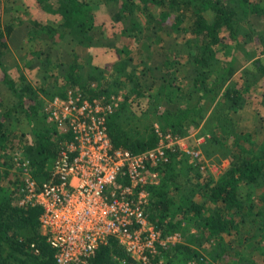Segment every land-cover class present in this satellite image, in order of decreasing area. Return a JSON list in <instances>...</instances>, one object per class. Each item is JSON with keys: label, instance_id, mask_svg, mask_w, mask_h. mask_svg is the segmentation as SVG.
Returning a JSON list of instances; mask_svg holds the SVG:
<instances>
[{"label": "trees", "instance_id": "obj_1", "mask_svg": "<svg viewBox=\"0 0 264 264\" xmlns=\"http://www.w3.org/2000/svg\"><path fill=\"white\" fill-rule=\"evenodd\" d=\"M102 4L113 9L110 22L113 21L120 29L119 41L113 48L120 61L115 63L113 71L112 94L101 87L91 92L97 98L104 93L121 98L118 108L107 115V129L114 145L138 153L156 144L154 127H144L141 131L137 125H132L135 115L128 109V103L142 96L148 101L142 108V116L153 114L164 131L178 136L189 135L201 120L206 119L209 111L212 120L209 137L200 145L202 155L213 162L214 154L229 160L221 173L202 177L203 172L186 153H180L178 149L171 153L170 161L162 167L164 182L149 187L151 201L148 214L164 233L191 222L196 232L189 233L188 240L162 250L158 257L166 254L163 264H175L180 260L189 264L193 258L197 264H206L208 258L211 264L230 262L233 258L230 256L231 243L225 239L236 238L244 243L253 236V229L255 233L264 232V138L254 143L253 133L238 129L234 118L250 96L255 109L264 108V62L243 45L246 38L239 37L240 22L248 19L249 14L264 19V0H34V6L43 10V18L47 20L34 21L35 29H40L44 35L34 34L29 39L26 67L30 72L41 58L37 69L42 70L40 79L30 73L32 81L27 80V73L20 72L14 76L2 60L6 47L4 39L12 32L14 24L11 16L2 12L0 0V80L16 98L14 108L0 110V166H4L0 171V264H54L52 250L40 229L41 209L19 204L24 177L15 167L13 155L16 153L11 155L13 158L7 157L6 153L8 149L22 151L20 156L29 162V170L35 180L40 183L48 178L45 166L50 150L59 148L71 136L59 133L51 124L44 105L55 95L64 96L68 89L52 92L48 99L42 101L41 93L49 94L48 87L43 85L36 89L32 82L50 84L46 74L52 64L50 48L44 47L50 43H61L66 48L64 71L70 81L80 83L83 66L76 63L79 56L75 47L89 43L87 33L93 28L96 8ZM203 12L210 13L211 19H206ZM171 15L173 28L187 30L185 44L182 45L185 51L183 61L174 58V62L177 71L187 77L189 87L187 90L181 83L173 87L169 83L163 97L158 98L155 92L159 86L155 83L150 82L140 90L141 82L136 80L139 77L138 66L129 65L132 61L130 53L142 54V49L134 43L139 30H144L147 36L156 34ZM186 20L189 24L184 26ZM259 39L264 42V33ZM227 48H231L230 54L221 60ZM247 62L249 65L245 66ZM120 74L129 81L127 84L115 80ZM91 80L99 78L92 75L84 88L89 87ZM161 100L177 104L174 108L163 107L159 103ZM15 111L21 112L29 127L32 126V141L25 139L24 132L14 128L20 117ZM260 120H264V116ZM256 134L264 135V129H259ZM191 144L194 146L192 140ZM179 164L182 171L175 176L174 169ZM13 165L14 173L9 170ZM192 171L196 179L188 193L182 194L183 204L178 206L173 196H169L170 190L172 192L176 188L172 186L173 181L176 179L177 190H181L180 180L187 183L186 176ZM185 186L188 187L187 184ZM32 243L34 247L30 246ZM112 247L124 264L132 262L133 259L111 238L98 248L91 264H107L106 257ZM249 254L244 246L239 247L234 254L236 264H250Z\"/></svg>", "mask_w": 264, "mask_h": 264}, {"label": "built area", "instance_id": "obj_2", "mask_svg": "<svg viewBox=\"0 0 264 264\" xmlns=\"http://www.w3.org/2000/svg\"><path fill=\"white\" fill-rule=\"evenodd\" d=\"M120 100L69 88L64 96L55 95L45 103L48 120L71 137L60 144L47 168L48 178L40 183L31 175L29 162L14 156L24 177L19 204L40 207V229L54 264H91L98 248L111 238L133 259L130 264H161L160 252L180 238L177 231L164 233L150 219L149 187L162 185V167L177 149L201 172L214 168L217 173L215 163L205 159L200 148L209 134L178 136L156 123L152 148L133 153L115 146L107 115ZM189 137L194 146L184 145Z\"/></svg>", "mask_w": 264, "mask_h": 264}, {"label": "rangeland", "instance_id": "obj_3", "mask_svg": "<svg viewBox=\"0 0 264 264\" xmlns=\"http://www.w3.org/2000/svg\"><path fill=\"white\" fill-rule=\"evenodd\" d=\"M2 2V12L9 14V17L11 16L12 22L14 24V29L10 33L9 36H7L4 40L6 42V47L4 49L2 60L4 63H6L9 66L10 72L16 76L20 72L21 73H27L26 77L27 80L32 81L31 74L36 75L39 79V73L42 70H38V66L40 64V60H37V65L33 67V69L29 72L30 69H28L26 66L27 59V53L30 49V37L32 38L35 34L36 36L44 35L43 31L40 29H35L34 27V21L44 19L46 21L47 19L43 18L44 13L42 9H38L34 6V0H1ZM113 12V9L106 5H100L96 8V17L94 19V25L90 32H88L89 36V43L82 44L81 46L75 47V52L79 56V60H76V63L81 64L83 66L82 71H80L81 79H79L80 83H73L69 80V76L67 73H65V65H66V58L64 51L66 48L60 43V45H53L52 43L45 45L44 49L50 48L49 53L51 55V66L50 69L47 71V80L50 81L49 85H46L43 82H32L36 89H39L41 86L45 85L46 88L49 91V94L41 93V100L44 101V99H48L50 97V93L52 92H59V91H66L69 88L82 90L87 95L93 97V92L91 90H97L99 87L105 88L107 93L111 92V90L114 88L113 83V77L114 69L116 67L115 63H118L120 61L119 55L115 53L114 47L119 41L120 37V29L116 26L113 21L110 22V16ZM158 13V12H157ZM203 15L206 19H211V15L208 12H203ZM248 19L242 20L240 22V31L239 37L241 39L246 38V43L243 45H246V48L251 49L254 51L255 56L260 58L262 62H264V53H261V50H264V42L259 39V36L264 33V19L262 18H256L253 14H249L247 16ZM143 18V17H142ZM145 18H143L142 21H144ZM172 22H174L173 15L170 16L169 20H167L164 23V26L156 30V34L152 35H145L144 30H139V33L135 36L134 43H137L138 48L142 49V54L131 52L130 56H132V61L129 62V65L138 66L137 68V75L139 76L136 78V80L140 81L141 83L140 90H143V88L146 87L150 82L155 83L156 86H159L157 88V92H155L158 96V98L163 97V92L165 88H167V84L170 83L172 87L174 84H183L184 88L187 89L188 81H186L187 77L183 76V73L181 74L180 71H177L176 65L174 62V58L178 61H183L182 55H184L185 51H183V44L185 41V37L187 36V30L186 28L179 29V28H173L171 25ZM189 24V20H186L184 23V26ZM143 26V24H141ZM143 28V27H142ZM119 36V37H118ZM245 36V37H244ZM183 45V46H182ZM231 48L225 49V54L221 56V60L227 58V55L230 54ZM179 53L180 55H177ZM241 53V52H240ZM27 59V60H26ZM142 59V61H141ZM140 60V61H139ZM141 62V63H140ZM249 63L247 62L245 66H248ZM142 66V67H141ZM245 68V67H244ZM118 71V70H117ZM97 76L99 80H91V83L89 87L84 88V84L91 76ZM239 75V74H238ZM61 76L65 77L62 78ZM119 78H115L116 81H122L123 84H127L129 81H126L124 79L123 75H118ZM18 79V78H17ZM51 80H54L52 83ZM167 82V83H166ZM131 83V82H130ZM133 83V82H132ZM166 85H162V84ZM134 84V83H133ZM98 85V86H97ZM188 90V89H187ZM112 94V92H111ZM97 96V95H95ZM102 97H108L111 95H107L106 93L101 95ZM97 98V97H96ZM147 98L142 96H137L134 99H132L128 104V109H131L134 112V117L132 120V125L135 127L136 125L139 127L141 131H144V127H150L154 126V124L157 123V120L153 114H147L145 116H142V108H145L144 105L148 103L146 101ZM16 98L13 96V94L10 92V90L6 87V85L0 80V110H5L6 108H14V105L16 104ZM182 102V101H181ZM253 97L250 96L245 101V104L243 108L238 109L236 112V115L234 116L235 120L238 124V129H243L244 131H250L253 133V140L254 143L260 142L262 138H264V135L260 134L257 135L259 129H264V120H260L262 116H264V108L262 109H255V105H253ZM163 107H169L174 108L176 106V102H169V101H160L159 102ZM147 106V104H146ZM260 110V111H259ZM16 112V111H15ZM260 112V113H259ZM17 113V112H16ZM19 114V121L17 122L16 126L14 128H17L18 131H22L25 133V139L28 141H32L34 138L32 134L30 133V128L28 123L26 122L23 114L18 111ZM14 114V115H17ZM206 119H203L200 121V124L198 127L191 130L190 134H209V128H210V122L211 118L209 116V111L206 115ZM209 116V118H208ZM8 122H10L8 120ZM52 124V123H51ZM158 124V123H157ZM159 125V124H158ZM262 126V127H261ZM148 133V132H147ZM189 134V135H190ZM192 138L189 137L184 142V145L191 144ZM30 143V142H29ZM22 145V144H21ZM23 148V147H22ZM58 148V146H57ZM57 148L54 147L49 152V156L47 158L45 169L50 167ZM7 151V157H10L13 153V156H22V151H19L18 149H8ZM203 152V150L201 149ZM216 157L214 158L215 167H217V173H215L214 168L209 169L201 176H216L217 174L221 173L224 168L228 166V159L219 155L214 154ZM12 157V156H11ZM13 158V157H12ZM219 158V159H217ZM221 160V161H220ZM2 160H0V164ZM12 161V160H11ZM11 164V162H10ZM181 164V163H180ZM179 164V165H180ZM2 168L4 166H0V171L2 172ZM9 169L11 172H16L13 167H10ZM180 171V172H179ZM182 171V167L176 166L174 169L175 176H179ZM1 175V174H0ZM177 178V177H176ZM179 178V177H178ZM184 178V176H183ZM186 178H188L187 183H183V181L180 180V189L177 190L176 186V179H174L172 186V189L175 188L169 193V196H173L174 202L181 206L183 204L181 202V196L182 194H187L188 190L190 189V185L194 183V180L196 179L193 171L191 173H188ZM184 178V179H186ZM181 179V178H180ZM191 182V183H190ZM4 183V181L2 182ZM187 184L188 187L185 185ZM191 224V225H190ZM190 224H186L185 227H181L176 230L179 234L180 242L183 240H188L189 233H195L196 228L191 222ZM188 226V227H187ZM256 226L254 225V228ZM170 231V232H172ZM253 236L250 237V239L244 243H241V240H236L233 238L227 239L226 242L231 243L232 251L230 253V256H232V260L230 262H226L225 264H236V257H235V251L239 249V247H245L246 252H250L248 258L251 260L250 264H264V232H256L255 229L252 231ZM179 242V243H180ZM170 248V247H168ZM166 248V249H168ZM234 251V252H233ZM206 255V254H205ZM96 256V254H95ZM108 259L104 260L107 264H124L123 260L119 258V256L115 253V249L112 247L109 250V254L106 257ZM208 258V257H207ZM162 263L166 260V254L162 255L160 257ZM175 264H183L182 260L177 261ZM189 264H197V260L195 258L191 259ZM206 264H211L209 261V258L206 262ZM249 264V263H248Z\"/></svg>", "mask_w": 264, "mask_h": 264}]
</instances>
